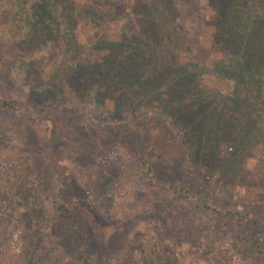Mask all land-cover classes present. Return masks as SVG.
<instances>
[{
  "label": "rangeland",
  "instance_id": "rangeland-1",
  "mask_svg": "<svg viewBox=\"0 0 264 264\" xmlns=\"http://www.w3.org/2000/svg\"><path fill=\"white\" fill-rule=\"evenodd\" d=\"M63 1L70 28L59 26V2L49 0V24L34 25L28 39L0 2V123L16 138L0 148V264H82L68 216L81 221L92 264H264L234 244L254 234L264 247V228L241 229L151 187L133 135L108 126L124 120L192 146L185 161L150 158L157 184L184 187L201 205L264 207V179L252 175L264 149V76L243 89L214 65L232 14L248 19L235 41L264 46L255 39L264 0H115L110 13ZM183 50L202 67L193 79L176 72ZM134 65L152 84L123 93L116 69ZM92 81L102 83L98 91ZM96 95L101 104L91 108ZM120 95L123 111L113 100Z\"/></svg>",
  "mask_w": 264,
  "mask_h": 264
},
{
  "label": "trees",
  "instance_id": "trees-1",
  "mask_svg": "<svg viewBox=\"0 0 264 264\" xmlns=\"http://www.w3.org/2000/svg\"><path fill=\"white\" fill-rule=\"evenodd\" d=\"M49 0H35L24 1V0H0L3 3V17L9 23L11 22L12 27L15 29L20 27L21 30H25L22 32V39H28L31 36L34 25H40L42 27L43 23L48 22V18L53 14L52 7L48 5ZM57 12L58 16L56 17L57 23L63 30H67L71 26V22L66 19V4L63 0H57ZM45 2V3H44ZM93 4L92 8L95 10L101 11V13H110L115 7V0H89ZM231 29L225 36V42L223 43L222 54L223 59L221 61L217 60L214 65L219 68L220 73L225 74L226 79L230 82L235 79L239 80V83L245 89L247 85L251 87H256L260 83L262 76H264V46L256 45L248 46V40L242 42H236L235 39L238 36V32L243 31V27L237 25L238 22L241 25V22L244 20H248L245 18H238L236 14H232L229 18ZM52 21H50L51 23ZM43 24V25H45ZM49 26H46V29ZM236 29L238 32H236ZM249 34H244L242 38H248V35H255L253 30H251ZM65 33V32H63ZM264 33H260V39L255 38L256 42H262L264 40ZM245 35V36H244ZM189 51V52H188ZM184 54H180L177 56L178 58H182V63L178 64L177 74L183 76L186 73V70L190 71V74H185L186 79H193L194 76L197 77L198 71L202 68L201 66L198 68L199 63L197 62V58L193 57L190 54V50H183ZM182 52V53H183ZM176 57V58H177ZM140 66V65H139ZM119 73V80H115L114 83H117L119 89L122 92L129 91L130 89H138V84L140 82H144L147 84L149 89V85L152 84L151 81H147L151 76V72L147 71L143 74V66H140L138 69L137 65H134L132 70L129 73H121L116 69ZM146 75V79L145 76ZM140 76V77H139ZM144 77V78H141ZM143 84V83H140ZM91 87L94 91H98L101 88L102 83L99 81L91 82ZM85 86H89L88 83ZM128 86V87H127ZM173 90L174 87H172ZM149 91V90H148ZM147 91V95L145 101L148 102L149 96L151 94ZM237 91L235 90L234 94ZM237 98L238 95H237ZM124 95L118 98L113 99L114 105L119 110H125L127 104L125 103ZM100 101L96 97L92 98L90 103L88 104L91 108H97L100 105ZM3 107L13 108L11 105L7 103L2 104ZM114 122H121L119 124L113 123L108 125L111 130H116L117 127L125 126V132L129 135H133L136 142L140 145L138 151V160L142 163L145 171L146 178L148 179L149 185L157 190H163L169 192L173 195L182 196L184 199L188 200L194 207L198 210L209 211L212 215H216L222 217L224 219L231 220L237 227L241 229L250 230L251 228H264V207L259 204H252L250 206H244L242 210H230V209H221L219 207L213 206L211 204H200L196 201V198L193 194L188 192V190L184 187L170 189L165 185H159L155 182V176L151 173V157H169L173 156L180 160H187L188 157H191L190 154L193 153L192 146L186 142L176 141L174 139L169 138L166 134L161 132H151V131H141L140 129H133L127 122L124 120L117 121L114 119ZM82 130L89 132L91 130L90 127L81 126ZM14 134L10 131V128L6 124L0 123V148L6 147L8 143L15 141ZM18 173V172H17ZM252 175L257 180L264 179V149L257 157L253 169ZM20 179V177L17 176ZM60 214L63 215V211H60ZM68 219L72 221V223L76 226L78 232L76 235L81 239L82 249H80V260L82 264H92L89 261V257L87 255L88 247L85 243V235L84 230L82 228V223L80 220L73 218L72 216H68ZM215 232H212L210 236L213 237ZM238 242V241H237ZM236 246V250L241 252H247L252 255L254 259L262 260L264 259V247L257 240L256 235H251L249 240L244 243H234ZM221 254L226 256V251L221 250ZM149 262V261H148ZM140 264H159L158 259L154 263H147L140 261Z\"/></svg>",
  "mask_w": 264,
  "mask_h": 264
}]
</instances>
